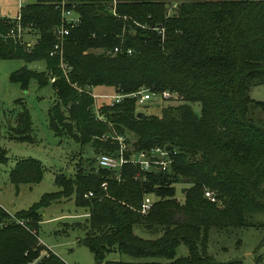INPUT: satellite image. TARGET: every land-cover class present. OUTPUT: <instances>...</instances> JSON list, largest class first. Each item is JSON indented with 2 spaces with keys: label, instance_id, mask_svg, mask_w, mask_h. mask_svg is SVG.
I'll return each mask as SVG.
<instances>
[{
  "label": "trees",
  "instance_id": "trees-1",
  "mask_svg": "<svg viewBox=\"0 0 264 264\" xmlns=\"http://www.w3.org/2000/svg\"><path fill=\"white\" fill-rule=\"evenodd\" d=\"M55 1L21 4L18 19L0 15V58L44 61L42 70L22 65L8 77L23 89L30 78L49 83L48 126L81 148L89 145L91 154L71 174L54 172L56 188L28 206L12 213L0 206V264H66L38 243L40 209L62 199L87 212L76 241L93 264H243L215 261L205 245L210 227H264V101L248 93L264 83V0H72L80 20L62 39L64 68L49 53L59 22ZM96 86L124 94L112 103L96 99L100 118L90 94ZM139 88L167 89L177 98L158 114L144 113L129 95ZM28 127L23 110L11 132L29 139ZM125 130L134 136L130 146ZM114 134L124 136L125 154L152 146L174 150L168 169L93 164L99 152L117 149ZM43 168L36 157H17L8 179L15 188L35 183ZM176 183L181 200L174 196ZM146 192L156 198L142 214L137 208ZM135 225L154 236L135 234ZM178 243L186 255L175 257ZM111 252L129 260H107Z\"/></svg>",
  "mask_w": 264,
  "mask_h": 264
},
{
  "label": "rangeland",
  "instance_id": "rangeland-1",
  "mask_svg": "<svg viewBox=\"0 0 264 264\" xmlns=\"http://www.w3.org/2000/svg\"><path fill=\"white\" fill-rule=\"evenodd\" d=\"M32 1L34 0H0V15L14 16L19 5ZM24 38L30 39V36L24 34ZM22 65L34 70L44 69L43 60L25 62L19 58H0V147L4 149L6 156V160L0 162V180H5L4 183L8 186L4 193L9 202H5V206L11 211L24 208L41 193L55 189L52 180L54 172L71 174L78 164L76 162H85L83 158L91 154L89 145L81 148L75 140L64 134L54 133L48 126L47 110L54 101L49 83L39 86L35 79L30 78L23 89L18 82L9 79V73ZM92 91L96 94L113 93L112 88L108 86H96ZM248 93L252 99L264 101V83L251 85ZM96 99L97 102L100 100ZM174 102L159 100L157 95H153L144 103L135 104L136 109L144 113L158 114L161 105ZM191 106L198 112L197 102H193ZM23 110H26L29 118V127L24 132L29 139L25 140L15 138V131L11 132V127H16L18 116ZM124 134L129 145L134 136L127 130ZM26 156L41 160L44 165L42 176L35 183H20V189L16 192L12 189L13 183L9 181L7 172L15 158ZM93 164H96L95 161ZM180 187V183L175 184L174 196L181 200ZM82 211V207L74 205L72 199L52 202L40 209L39 238L66 264H93L91 253L76 241L77 237H82V221L86 215H74ZM132 230L141 237L154 236L152 232L138 225L133 226ZM205 250L218 262L237 259L243 264H264V227L258 225L222 229L210 227L207 231ZM184 255L186 247L183 243H178L175 247V257ZM106 259L128 261L129 257L111 252L106 255Z\"/></svg>",
  "mask_w": 264,
  "mask_h": 264
},
{
  "label": "built area",
  "instance_id": "built-area-1",
  "mask_svg": "<svg viewBox=\"0 0 264 264\" xmlns=\"http://www.w3.org/2000/svg\"><path fill=\"white\" fill-rule=\"evenodd\" d=\"M114 4V0H112L111 5ZM53 7L59 13V22L55 27H53V32L56 40L52 44V48L49 51L50 54H57L59 58V64L62 68H64L65 64L62 60L61 56V42L63 37L68 33L69 29L76 24H78L80 18L78 13L74 9V2L72 0H56L53 3ZM113 10V9H111ZM13 17V16H11ZM16 19H18V14L14 15ZM22 29L19 27L18 22L15 25L16 35L19 37L20 31ZM9 32L13 34V29H10ZM8 32V33H9ZM116 49V48H114ZM51 80L53 77L50 78ZM90 94L93 98V112L94 115L98 118L102 117L97 108V104L95 103L96 98L106 99L108 103L118 101L124 94L121 92H113L110 94L107 93H99L96 94L92 90ZM130 96L134 97L136 104L144 103L145 101L151 99V96L157 95L159 100H173L175 101L177 98L176 92L162 89L157 91H152L147 88H139L131 93ZM114 138L118 143V147L112 153L107 152H99L95 156V163L99 166L107 167L110 169H118L122 163L129 162L136 165L140 170L143 171H151V170H161L164 171L168 169L169 163L171 161V154L174 150H169L160 146H152L149 150H130L128 154H125L126 146L124 137L121 134H114ZM101 186H104V183H101ZM204 196L209 198V200L214 201V196L212 191L204 189ZM156 198V194L153 192H146L142 195L139 205L138 212L146 213L148 209L151 207L153 200ZM21 223L22 220H19ZM33 231V230H32ZM38 241L41 244H44L42 240L38 236ZM31 262L29 264H33Z\"/></svg>",
  "mask_w": 264,
  "mask_h": 264
},
{
  "label": "crops",
  "instance_id": "crops-1",
  "mask_svg": "<svg viewBox=\"0 0 264 264\" xmlns=\"http://www.w3.org/2000/svg\"><path fill=\"white\" fill-rule=\"evenodd\" d=\"M11 125H9V127H10ZM12 131V130H11ZM3 132V131H2ZM5 182V180H0V206L1 207H3L5 210H7L8 212H10V213H12L13 211H15V210H17V209H15V210H8L7 209V207L5 206V202H9V200H8V198H7V196H6V194L4 193L7 189H8V186L4 183ZM14 186L12 185V189L14 190V191H16V192H18L19 191V189H20V184H18V186H17V188H13ZM83 209V208H82ZM86 215L87 214V212L83 209V211L81 212V213H78V214H75L74 216H79V215Z\"/></svg>",
  "mask_w": 264,
  "mask_h": 264
}]
</instances>
